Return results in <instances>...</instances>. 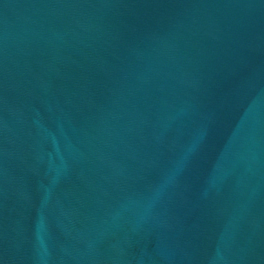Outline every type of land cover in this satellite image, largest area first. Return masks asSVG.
<instances>
[{
    "label": "water",
    "instance_id": "95a60500",
    "mask_svg": "<svg viewBox=\"0 0 264 264\" xmlns=\"http://www.w3.org/2000/svg\"><path fill=\"white\" fill-rule=\"evenodd\" d=\"M0 264H264V0H0Z\"/></svg>",
    "mask_w": 264,
    "mask_h": 264
}]
</instances>
